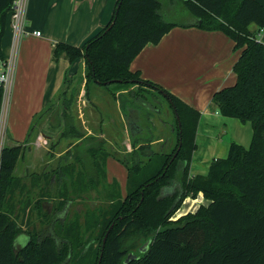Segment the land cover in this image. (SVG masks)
Masks as SVG:
<instances>
[{"label": "trees", "instance_id": "trees-1", "mask_svg": "<svg viewBox=\"0 0 264 264\" xmlns=\"http://www.w3.org/2000/svg\"><path fill=\"white\" fill-rule=\"evenodd\" d=\"M168 1L181 4L190 21L168 20L164 0H118L111 21L87 47L55 45L54 60L65 57L70 65L85 60L87 88L92 82L138 87V92L130 93L131 100L126 96L119 100L126 126L131 118L137 123L134 129L127 128L134 150L130 157L121 158L106 147L103 138L79 133L68 115L71 102H66L62 135L79 139L69 154L74 162L61 171L68 180H61L62 176L52 182L44 176L45 190L29 210L25 224L28 204L16 210L12 200L20 182L15 177L16 166L28 147L4 146L0 156V264H126L128 255L138 253L149 239L148 250L128 264H264V6L256 0ZM12 4L13 0H0L2 58L1 42ZM192 26L223 32L241 51L233 67L235 83L216 91L212 102L222 116L250 122L253 129L248 148L231 142L227 157L214 159L206 175L195 176L190 168L201 112L130 69L147 45L158 44L175 27ZM68 84L66 73L64 88ZM64 88L61 92L67 94ZM149 92L167 101L174 115L175 141L169 142V151L151 147L150 112L159 108L147 99ZM2 102L0 88V115ZM133 104L141 106L137 109ZM109 157L127 170L124 197L117 179L108 182ZM200 193L210 204L173 220L186 198L195 199ZM35 211L36 222L32 219ZM23 234L27 242L16 244Z\"/></svg>", "mask_w": 264, "mask_h": 264}, {"label": "crops", "instance_id": "crops-1", "mask_svg": "<svg viewBox=\"0 0 264 264\" xmlns=\"http://www.w3.org/2000/svg\"><path fill=\"white\" fill-rule=\"evenodd\" d=\"M117 1L28 0L25 25L27 34L22 36L17 44H15L14 33L11 28L10 14L8 15L1 46L6 59H10L13 52L16 55L10 102L7 111L4 114L1 111L0 126L3 122L7 128V135L6 133L3 134L2 145L22 144L28 147L24 156L19 160L20 165L18 164L15 170L20 182L12 200V205L16 210H20L25 204H28L24 218L25 224L29 210L33 209L37 198L46 186L45 174L37 176L35 173L41 166L40 156L44 146L39 136H31L27 143L26 139L32 126H36L38 117L48 109L62 91L66 73L74 67L65 57H61L58 61L54 60L55 45L62 42L79 46L82 40L97 26L105 27L109 24ZM256 1L264 6V0ZM35 32H40V35H36ZM216 41L225 43L228 42V39L219 31H205L194 26L175 27L158 44L147 45L132 61L130 69L133 72L139 71L143 79L161 85L186 104L200 111L201 119L198 128L204 123L207 128H213L214 125L208 119L214 115L211 112L214 111L211 94L213 90L205 86L210 81L205 79L207 73L203 61L206 54L205 49ZM239 52L241 53L240 50ZM231 76H233L235 83L236 74L233 69ZM222 88L224 85L216 87L213 94ZM215 107L216 114L218 109L216 105ZM111 123L115 126L116 122L111 120ZM113 129L110 127L111 133L107 135L105 128L100 124L97 132L98 137L107 140L111 148L120 145L119 141L114 139ZM90 134H93L91 129L87 135ZM123 138L126 145L131 142L129 134ZM216 158L224 157L212 154L210 158L207 156L200 158L195 151L191 163L192 169L190 168L191 176L206 175L211 162ZM116 163L120 162L114 157H109L107 168L112 166L114 169ZM124 169L127 176V170ZM107 178L108 182L116 179L109 177L108 174ZM118 182L124 197L126 192L124 193L121 182ZM50 191H52L51 188ZM52 203L53 200L50 199V204ZM209 204L210 201L202 193L195 199L188 197L174 215L173 220L188 213H195L200 206H208ZM32 219L34 222L38 220L36 211L33 213ZM26 241L27 236L23 234L18 239L17 244L22 245Z\"/></svg>", "mask_w": 264, "mask_h": 264}, {"label": "rangeland", "instance_id": "rangeland-1", "mask_svg": "<svg viewBox=\"0 0 264 264\" xmlns=\"http://www.w3.org/2000/svg\"><path fill=\"white\" fill-rule=\"evenodd\" d=\"M164 12L168 14L167 18L172 22L188 23L190 21L189 16H187L188 13L179 3L169 4L168 0H164ZM221 33L224 34L223 32ZM224 36L227 37L228 42H212L211 45L205 49L206 54L203 61L207 73L205 79L210 81L206 83L205 86L213 91L216 87L221 85H224V87L233 85L234 81L231 72L235 60L240 54L239 50L235 49L233 41L226 34H224ZM73 66L71 71L68 72L69 84L65 87L67 88L66 90H68L67 94L60 92L48 107L46 113H42L36 120V126L33 130L32 137L39 136L44 146L42 147L43 153L40 156L41 166L35 171L37 176L45 174L48 175L50 179L54 180H59L63 176L61 180H68V176L63 175L61 171L64 170L67 165L74 162L71 155L75 151L74 147L79 143V139L76 137H64L62 135L65 130L62 113L65 109L66 102L69 101L71 104L68 108V115L72 118L79 133L89 136L87 134L91 129L93 134L90 135L98 137V126L101 124L106 130L105 134L107 133V135H109L111 133V131H109L111 127L114 128V139L119 141L120 145L112 147V149L110 145H108L109 143L107 140L103 138L106 141V147L113 153L117 152L121 158L125 156L130 157L134 150L131 142L126 145L123 141V137H127L129 133L124 120L126 116L123 119L124 111L119 100H122L123 96L131 100L130 93L138 92V87L117 83L109 86H101L92 82L87 88L86 76L88 68L85 60L80 59L76 61ZM213 91L211 92L212 95ZM146 94L152 107L154 106L160 110L157 109L158 112L154 109L156 111L152 110L150 112V120L153 124L152 133L154 134V141L151 147L155 151H159L163 147L166 151H169V142L172 140L175 141V130L172 133V127L175 126L174 115L168 102L161 96L157 95V98H155L153 93L151 94L149 92ZM9 102L10 95L2 105L3 114L7 111L6 109ZM135 105L134 107L137 109L141 106L138 104ZM212 107L214 111L211 112L214 115L210 116L208 119L214 126L213 128H207L204 123L198 128L196 136L198 149L195 150L196 155L200 158L201 156L210 158L213 154L225 158L228 156L229 148L233 141L248 148L252 140V124L250 122L242 123L236 118L224 117L219 112L215 114L216 107L214 104ZM111 120L116 122L115 126L111 123ZM0 130L1 149L4 147V145H2L3 134L6 133L7 135L6 124L4 125L3 122H1ZM70 153L72 154L69 155ZM18 164L19 161L17 166ZM124 168L125 166L122 163H116L114 169L112 166L106 169L109 177L116 178L121 182L125 193L127 176ZM15 177L19 179L16 174ZM171 189L172 187L166 188L164 192ZM94 195L95 191H92L90 197L92 200L95 199L93 198ZM90 198L86 200L85 204H87Z\"/></svg>", "mask_w": 264, "mask_h": 264}, {"label": "built area", "instance_id": "built-area-1", "mask_svg": "<svg viewBox=\"0 0 264 264\" xmlns=\"http://www.w3.org/2000/svg\"><path fill=\"white\" fill-rule=\"evenodd\" d=\"M27 3L28 0H13L12 8L10 11V22L11 28L14 33L15 44L18 43L22 36L27 34L25 27ZM35 34L40 35V32H35ZM15 55L16 53L13 52L10 59L0 57V88L3 89L2 105L5 103L6 99L10 95ZM1 151L2 148L0 149V154Z\"/></svg>", "mask_w": 264, "mask_h": 264}, {"label": "water", "instance_id": "water-1", "mask_svg": "<svg viewBox=\"0 0 264 264\" xmlns=\"http://www.w3.org/2000/svg\"><path fill=\"white\" fill-rule=\"evenodd\" d=\"M119 9V6L117 8V11ZM115 23V20L112 22V25ZM112 25L110 27H112ZM104 30V27L103 26H97L94 30H92V32H90V34H88L83 40L82 42L80 43L79 47L81 48H84V47H87L88 43L97 38ZM125 120H126V117H125ZM135 127H137V123L136 121L134 120V118L131 120H128V123H127V128L129 129H134ZM129 132V131H128ZM112 226L110 227V229L108 230L107 234L105 235L104 239H103V246H102V252H103V249H104V246L106 244V240H107V236L111 230ZM21 237V236H20ZM18 237V239L20 238ZM17 239V241H18ZM17 241H16V244H17ZM27 242V241H26ZM152 242V239H149L138 251V253H144L148 250V247L150 245V243ZM24 245V244H22ZM138 253H130L125 261L126 264H128L130 261H133L135 259H138ZM101 258H102V253L100 255V260H99V263L101 261Z\"/></svg>", "mask_w": 264, "mask_h": 264}]
</instances>
